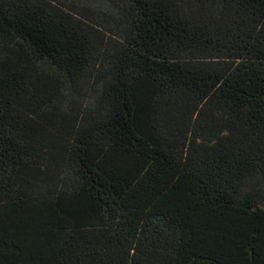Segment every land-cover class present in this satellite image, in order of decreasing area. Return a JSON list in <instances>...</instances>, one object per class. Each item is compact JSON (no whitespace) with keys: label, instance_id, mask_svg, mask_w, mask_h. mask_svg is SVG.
Wrapping results in <instances>:
<instances>
[{"label":"trees","instance_id":"obj_1","mask_svg":"<svg viewBox=\"0 0 264 264\" xmlns=\"http://www.w3.org/2000/svg\"><path fill=\"white\" fill-rule=\"evenodd\" d=\"M0 264H264V0H0Z\"/></svg>","mask_w":264,"mask_h":264}]
</instances>
